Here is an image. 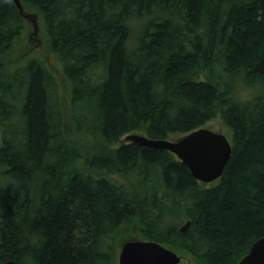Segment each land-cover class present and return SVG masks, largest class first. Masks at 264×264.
Wrapping results in <instances>:
<instances>
[{"label":"trees","instance_id":"1","mask_svg":"<svg viewBox=\"0 0 264 264\" xmlns=\"http://www.w3.org/2000/svg\"><path fill=\"white\" fill-rule=\"evenodd\" d=\"M20 2L63 81L38 57L6 60L30 21L0 0V264H117L128 226L199 264L237 262L264 235V0ZM217 117L231 151L211 185L121 140Z\"/></svg>","mask_w":264,"mask_h":264},{"label":"water","instance_id":"2","mask_svg":"<svg viewBox=\"0 0 264 264\" xmlns=\"http://www.w3.org/2000/svg\"><path fill=\"white\" fill-rule=\"evenodd\" d=\"M13 2L19 14L36 28V16L25 12L20 0H13ZM253 69L264 75V51ZM124 141L168 150L188 167L196 180L203 183H209L221 176L231 151L229 138L223 132L206 126L188 131L174 139H156L131 132L124 135ZM188 226L189 221L179 230L184 232ZM180 260L181 256L173 249L148 239H127L120 244L117 253V264H179ZM2 264L18 263L9 258ZM231 264H264V235L257 238L237 262Z\"/></svg>","mask_w":264,"mask_h":264},{"label":"rangeland","instance_id":"3","mask_svg":"<svg viewBox=\"0 0 264 264\" xmlns=\"http://www.w3.org/2000/svg\"><path fill=\"white\" fill-rule=\"evenodd\" d=\"M24 9L28 12H34V9L31 7L25 6ZM28 24H29L28 29H27V32L25 33L24 37L13 43L12 50L9 51L6 60H9V62H11V65H15L16 63H19V62L23 61L24 59H27L30 56L38 57L39 59H41L43 61V63H45L48 66V68L55 75V77H57V78L60 77L61 81H63V77L60 73L61 68H60V65L58 62V58L54 53L50 52L49 46H48L46 39H45L44 31H43V28H42L40 22L38 21V23H37V21H36V28L34 29L35 33L31 34V35H30V31L33 30V26H32V23H30V22H28ZM138 24H139V21H135L132 23V28H133L134 32L137 31ZM61 84L62 85H61L60 90L64 93L65 92L64 85L62 82H61ZM253 89L254 88H240L236 92V95L240 98L249 97L251 95V92ZM205 126L212 129V130L223 132L230 139V133H229L228 129L223 125L220 118L217 117V118L210 120L209 122H207L205 124ZM135 132L143 134L142 131H135ZM174 138H176V137H174V136L169 137V139H174ZM121 140L124 141V136L121 138ZM2 171L3 170L1 169L0 175H2L1 174ZM216 180H213L209 183H203V182H201V183L206 184V185H211V184H214L216 182ZM5 181H8V180H4V182ZM1 182L2 181L0 180V183ZM130 232H132V233L128 234ZM123 233L124 234L121 233L122 235H120L118 238L119 239L118 250H119L120 244L123 241L129 239L130 238L129 236H133V227L128 226L126 231ZM179 264H199V263L197 262L196 259H194L193 256H190L186 253V254H184L183 257L181 256V260H180Z\"/></svg>","mask_w":264,"mask_h":264},{"label":"bare ground","instance_id":"4","mask_svg":"<svg viewBox=\"0 0 264 264\" xmlns=\"http://www.w3.org/2000/svg\"><path fill=\"white\" fill-rule=\"evenodd\" d=\"M9 259V258H8ZM7 260V259H6Z\"/></svg>","mask_w":264,"mask_h":264}]
</instances>
